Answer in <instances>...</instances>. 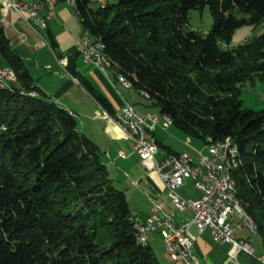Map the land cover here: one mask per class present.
<instances>
[{
    "label": "trees",
    "instance_id": "trees-1",
    "mask_svg": "<svg viewBox=\"0 0 264 264\" xmlns=\"http://www.w3.org/2000/svg\"><path fill=\"white\" fill-rule=\"evenodd\" d=\"M74 1L82 30L101 44L116 78L183 134L204 144L236 142L237 199L264 237V109L244 110L239 100L244 82L264 79V31L234 50L222 47L235 30L264 21V0H116L96 8ZM204 7L210 31L190 30L188 13ZM49 43L55 49L51 36ZM0 58L16 77L0 88V264H159L140 243L138 223L96 145L72 113L32 86L1 15ZM67 71L76 77L74 60Z\"/></svg>",
    "mask_w": 264,
    "mask_h": 264
},
{
    "label": "crops",
    "instance_id": "crops-1",
    "mask_svg": "<svg viewBox=\"0 0 264 264\" xmlns=\"http://www.w3.org/2000/svg\"><path fill=\"white\" fill-rule=\"evenodd\" d=\"M34 1L39 3L44 0ZM0 6L5 35L12 50L22 59L32 78V86L57 106L73 114L78 131L98 148L111 183L124 193L135 221L143 224L153 215L160 219L170 218L175 226L188 221L190 213L179 214L174 210L156 171L147 170L139 161L132 150L133 140L121 128L120 133L115 122L107 118L109 113L97 104L85 88L83 82L106 100L112 111L111 117L123 105L130 104L126 90L120 87L122 85L112 71L109 69L100 71L94 65L81 61L78 48L84 31L74 9L68 6L65 0H58L54 7V18L48 21L45 30H39L13 12H7L5 4ZM49 36L56 44L55 49L49 43ZM69 60H74L76 77L67 71ZM2 68L4 67L0 65V69ZM157 129L153 133L157 143V151L155 149L154 154L156 162H160L168 155L182 152L194 159L202 155L197 144L176 128L172 131L169 128L167 132ZM178 193L184 199L200 197L190 182L184 184ZM188 233L193 240L192 255L198 264L226 262L230 251L229 245L215 243L209 230L198 231L191 226ZM239 238L247 241L249 236L243 234ZM249 245L253 255L241 253L238 257L239 263L263 264L262 247L253 244L252 241H249Z\"/></svg>",
    "mask_w": 264,
    "mask_h": 264
},
{
    "label": "built area",
    "instance_id": "built-area-1",
    "mask_svg": "<svg viewBox=\"0 0 264 264\" xmlns=\"http://www.w3.org/2000/svg\"><path fill=\"white\" fill-rule=\"evenodd\" d=\"M57 2L58 0H46V8H39L34 0H0V4L6 5L7 12H13L39 30L46 28L48 21L54 18V7ZM104 2L105 0H100L101 5H104ZM67 5L69 6L68 3ZM96 49L95 45L86 44L81 35L79 57L83 63L93 64L101 71L95 59ZM117 78L118 82H122L119 77ZM15 82L16 77L11 69H0L2 89H8V85ZM123 84L125 90L132 89L131 85ZM30 95L34 96V94ZM138 95L145 99L144 94ZM119 120H126L129 129L141 136V144L132 145V150L147 170L156 171L174 210L179 214L189 212L191 215L190 219L180 226H175L170 218L160 219L155 215L145 223L137 224L146 234V241L142 244L148 242V234H159L165 251L172 261L198 264L192 255L193 240L188 233V229L192 226L198 231L209 230L215 243L230 246L224 264H240L238 257L241 253L253 255L249 241L236 239L234 236V230L246 229L250 235L252 231L249 224L239 215L237 208L231 204L224 177V167L227 163L219 153L218 143L205 142L206 156L200 155L194 159L182 152L156 162L155 152L152 149V141H156L153 133L159 127L166 129L162 117L142 113L135 106L125 104L113 113V121L118 130ZM143 132H151V139H143ZM227 145L229 146L228 142ZM187 182H190L192 188L200 195L198 199H184L179 195L178 190ZM261 262L264 264V259Z\"/></svg>",
    "mask_w": 264,
    "mask_h": 264
},
{
    "label": "rangeland",
    "instance_id": "rangeland-1",
    "mask_svg": "<svg viewBox=\"0 0 264 264\" xmlns=\"http://www.w3.org/2000/svg\"><path fill=\"white\" fill-rule=\"evenodd\" d=\"M89 1L91 7L93 8H96L97 5L99 4L98 0H89ZM115 1L116 0H105V2L109 4L114 3ZM188 27L190 30L196 32L208 33L212 27V17L208 7H204L201 10H191L188 13ZM263 31H264V21L254 27L253 26L241 27L235 30V32L231 37L230 42L228 44H223L222 47L227 50H234L238 48L246 40L260 36L263 33ZM0 65H2L1 58H0ZM120 87L123 88L122 86ZM126 93L129 103L131 105L136 106L135 108L140 112L145 114H152L153 116L160 115L157 108L152 107L151 103L147 99H144L142 96L138 95L134 90L132 89L126 90ZM239 100L241 102V108L244 110H252L256 112L263 110L264 109V79L260 80L258 77H254L252 80H248L244 82L243 85L241 86ZM169 128L162 129L159 127L158 129H161L166 132L168 129L170 131L175 130V128L172 126H170ZM187 138H190V140H193V142L197 144L198 150H201L202 156L207 155L206 147L201 140L194 139L188 136ZM159 151L161 152V149ZM154 234L152 233L148 235L149 238L148 245L153 250L155 258L157 259L159 264H182L179 262L174 263L172 260H170L169 255L165 251V247L161 236L160 235L156 236ZM243 234L244 236L248 235L249 236L248 241H252L253 244L259 247H262L264 245L263 236L257 234H254V236L250 235L246 229L234 230V236L236 239H240L239 236H242Z\"/></svg>",
    "mask_w": 264,
    "mask_h": 264
},
{
    "label": "bare ground",
    "instance_id": "bare-ground-1",
    "mask_svg": "<svg viewBox=\"0 0 264 264\" xmlns=\"http://www.w3.org/2000/svg\"><path fill=\"white\" fill-rule=\"evenodd\" d=\"M65 1L69 4V6L72 9H75V1L74 0H65ZM98 2L100 4V0H98ZM36 5L39 8H46V0H44L43 2L36 3ZM101 6H103V5H101ZM5 7H6V5H5ZM45 29L46 28H42V30H45ZM83 39H84L86 44L96 46L97 49L95 50V59L97 61V64L100 67L101 71L107 70L108 69L107 65L105 64V62L101 56V51H102L101 44L96 43L93 36H91V34L88 32L83 33ZM119 79L123 83H125L126 85H131L129 82H127L123 78L119 77ZM122 82H119V83L124 88V84ZM9 87H10V85H8V88ZM0 88H2V84H0ZM144 97H145V95H144ZM145 99H148V97L146 96ZM157 116L162 117V123H163L164 127H166V129L169 128L170 126H172V121L168 117L163 116V115H157ZM107 118L113 120V116L111 117L110 114H107ZM120 128L122 129V131L125 134H127L133 140L134 145H140L141 144V136L138 134H134L129 129V127L127 126L126 120H119V131H120ZM143 139H151V132H143ZM206 142H212V140H207ZM227 142L229 143V146L227 145ZM227 142H215L214 141V143H218L219 153L227 163L224 167V177L226 178V185L228 186V193H229V196L231 198V204L237 208L239 215L249 224L251 231H252V235L254 236V234H257V226H256L255 222L253 221V219L244 211L239 200L237 199L236 188H235L234 181L232 179V172L235 169H237L239 164H240L238 147H237L236 142H234L233 140H228ZM156 144H157L156 141H152V149L154 152H155V149L157 147ZM169 157H170V155H168L165 158H169ZM136 230L138 231L139 240H140V243L142 244V242L146 241L145 231L141 230L138 226H136ZM147 243L148 242H146V244Z\"/></svg>",
    "mask_w": 264,
    "mask_h": 264
}]
</instances>
